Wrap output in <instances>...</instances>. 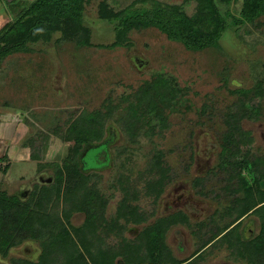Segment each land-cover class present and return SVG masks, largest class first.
<instances>
[{
    "label": "rangeland",
    "instance_id": "obj_1",
    "mask_svg": "<svg viewBox=\"0 0 264 264\" xmlns=\"http://www.w3.org/2000/svg\"><path fill=\"white\" fill-rule=\"evenodd\" d=\"M9 1L0 0V29L11 17ZM156 1L183 6L189 15L196 10L194 0ZM103 2L110 10L152 6L151 0H90L84 28L59 30L0 63V191L27 198L35 186L52 187L60 166V197L44 199L41 214L57 215V224L84 225L86 214L70 195L85 185L108 201V224L126 199L140 219L121 216L128 229L120 235L98 227L96 249L137 238L159 219L182 213L188 221L170 223L165 236L171 256L184 261L232 223L239 199L264 191V15L239 22L243 0H217L228 27L216 46L190 50L157 28L118 36V19L101 16ZM109 106L102 138L93 140L113 138L108 163L98 168L107 162L102 146L85 156L90 170L81 178L68 172L64 164L81 156L74 154L76 125ZM252 106L259 117L244 119ZM72 181L78 188L68 191ZM157 181L158 194L151 190ZM262 224V215L251 212L239 230L254 239ZM42 252L40 240L29 239L0 251V264L37 262ZM235 254L222 239L183 264H251L248 254L238 260Z\"/></svg>",
    "mask_w": 264,
    "mask_h": 264
},
{
    "label": "trees",
    "instance_id": "obj_2",
    "mask_svg": "<svg viewBox=\"0 0 264 264\" xmlns=\"http://www.w3.org/2000/svg\"><path fill=\"white\" fill-rule=\"evenodd\" d=\"M89 1L13 0L7 2V10L11 17L9 15L10 20L0 29V63L10 54L27 50L29 44L35 41L49 40L52 34L59 30L63 31L66 28L67 31L81 26L84 28L83 14ZM194 1H196V10L193 15H189L183 6L156 0H151V7L136 10L134 6L137 3L120 10H110L107 3L103 2L100 13L103 19H118L119 23L116 27L118 36L127 35L132 30L157 28L170 40L180 42L190 50H202L216 46L228 27L227 21L218 8L217 0ZM241 14L243 19H239L240 21L236 19V21L253 22L263 16L264 0H243ZM251 108L244 114V119L251 120L259 117L257 109L254 106ZM112 109L113 107L109 106L107 112H98L89 122L85 121L80 128L76 125L74 154L81 156L78 161L75 159L64 164L68 172L71 171L81 178L83 171L90 170L85 167V156L92 149L102 146H105L106 150L100 156L105 154L107 162L98 168L106 166L109 161L108 146L113 138L98 145L93 144V140L102 138V124L111 117ZM245 163L248 164L247 161ZM54 168L56 176L52 187L49 185L35 186L27 198L25 193L18 197L9 196L0 191V251L7 254L11 248L29 239L40 240L43 247L39 261H13L15 264H183L194 260L201 255L203 249L222 239L228 242L231 248L236 249L233 259L238 260V256L242 254L245 257L246 253L251 264H264V191L259 188L256 190L258 194L251 192L244 200H238L235 219L228 225L218 227V230L211 236L212 239L203 244V249L196 250L190 258L184 261L176 262L177 260L171 256L166 244L165 231L172 222L188 221L185 214L179 213L170 218L159 219L153 225L145 227L137 238L125 239L111 246L98 245L96 249L94 248L97 239L93 236L98 227H105L107 232L115 229L116 234L120 235L122 231L128 229L127 224L120 223L121 216L140 219L136 212L128 211L126 199H123L119 215L105 224L104 209L108 201L97 189L93 190L85 185L78 188L77 182L72 181L68 191L77 188L78 191L73 198L71 193L70 200L77 211L86 214L87 222L78 227L73 226L69 219L65 223L57 224V215L41 214L42 212L38 209L44 205V199L54 194L57 198L60 197L58 192L60 179L57 175L61 169L57 165ZM151 184L153 192L156 194L161 192L162 181ZM38 188H40V193H38ZM259 205L261 206L258 207ZM251 212L260 213L263 218L261 232L254 239H248L244 232L239 230L241 218ZM46 218L48 223L45 221ZM56 227L59 228L56 229ZM56 251L63 256L61 260L54 256Z\"/></svg>",
    "mask_w": 264,
    "mask_h": 264
}]
</instances>
